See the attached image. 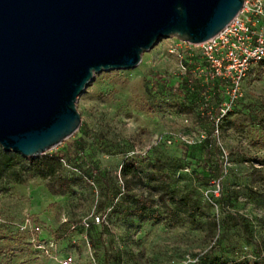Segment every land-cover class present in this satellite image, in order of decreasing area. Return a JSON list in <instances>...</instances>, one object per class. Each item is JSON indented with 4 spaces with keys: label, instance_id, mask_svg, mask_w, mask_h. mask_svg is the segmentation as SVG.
<instances>
[{
    "label": "rangeland",
    "instance_id": "obj_1",
    "mask_svg": "<svg viewBox=\"0 0 264 264\" xmlns=\"http://www.w3.org/2000/svg\"><path fill=\"white\" fill-rule=\"evenodd\" d=\"M172 46L184 49L159 38L77 95L80 156L64 141L45 152L62 154L65 192L31 172L0 179V264L263 263L264 64L233 94L212 80L204 100L198 78L186 91Z\"/></svg>",
    "mask_w": 264,
    "mask_h": 264
},
{
    "label": "water",
    "instance_id": "obj_2",
    "mask_svg": "<svg viewBox=\"0 0 264 264\" xmlns=\"http://www.w3.org/2000/svg\"><path fill=\"white\" fill-rule=\"evenodd\" d=\"M243 0H0V148L36 157L80 123L102 70L132 68L159 38L198 44Z\"/></svg>",
    "mask_w": 264,
    "mask_h": 264
},
{
    "label": "built area",
    "instance_id": "obj_3",
    "mask_svg": "<svg viewBox=\"0 0 264 264\" xmlns=\"http://www.w3.org/2000/svg\"><path fill=\"white\" fill-rule=\"evenodd\" d=\"M178 42L184 46L181 53L173 46L168 51L175 53L179 59L178 71L188 89H192L193 79L198 78L205 87L201 93L205 100L206 93L212 90V87H208L209 83L217 80L226 92L233 94L245 73L253 65L264 61V0H243L230 21L201 43ZM219 110L223 111L222 106ZM99 220L100 215H94L90 223ZM27 224L29 219L25 218L23 227ZM70 262L69 256L58 260L59 264Z\"/></svg>",
    "mask_w": 264,
    "mask_h": 264
},
{
    "label": "trees",
    "instance_id": "obj_4",
    "mask_svg": "<svg viewBox=\"0 0 264 264\" xmlns=\"http://www.w3.org/2000/svg\"><path fill=\"white\" fill-rule=\"evenodd\" d=\"M258 63L264 64V61H260ZM162 80L163 83H166L164 79ZM185 88L186 91H188V93L190 94L192 93V89H188L186 86ZM71 136L72 135H70L63 141L65 142V145L67 147H72V146L74 147L73 156L75 158H78L81 153L80 150L81 147L76 145V139H74ZM61 160H64L62 154L56 152H48L36 157L26 158V157H22L18 153H14L11 151L5 152L0 150V179L8 175H11L14 181H20L21 172L23 171L31 172L32 174L44 179L46 182L47 189L52 193H63L67 190L68 184L70 183V179L62 177L60 175ZM261 163H264V159L261 160ZM120 173L122 174V176H130L133 180L135 179L134 183L140 182L138 178V174L136 173L132 165L123 163L120 166ZM82 177L92 178L91 175H84L83 173H82ZM211 264H259V263L256 262L249 263L244 260L223 262L217 259H213ZM262 264H264V260Z\"/></svg>",
    "mask_w": 264,
    "mask_h": 264
}]
</instances>
